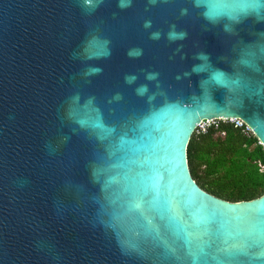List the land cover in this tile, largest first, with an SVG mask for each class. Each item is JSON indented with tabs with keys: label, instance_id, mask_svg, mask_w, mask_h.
Returning a JSON list of instances; mask_svg holds the SVG:
<instances>
[{
	"label": "water",
	"instance_id": "95a60500",
	"mask_svg": "<svg viewBox=\"0 0 264 264\" xmlns=\"http://www.w3.org/2000/svg\"><path fill=\"white\" fill-rule=\"evenodd\" d=\"M217 119L264 146V0H0V264H264V195L191 173Z\"/></svg>",
	"mask_w": 264,
	"mask_h": 264
},
{
	"label": "trees",
	"instance_id": "16d2710c",
	"mask_svg": "<svg viewBox=\"0 0 264 264\" xmlns=\"http://www.w3.org/2000/svg\"><path fill=\"white\" fill-rule=\"evenodd\" d=\"M188 159L197 183L219 198L239 202L264 195V146L233 124L195 133Z\"/></svg>",
	"mask_w": 264,
	"mask_h": 264
},
{
	"label": "built area",
	"instance_id": "2783aa9c",
	"mask_svg": "<svg viewBox=\"0 0 264 264\" xmlns=\"http://www.w3.org/2000/svg\"><path fill=\"white\" fill-rule=\"evenodd\" d=\"M230 123L233 124L236 128L242 129L244 134L247 137L255 136L254 131L241 119H217V120H206L203 121L197 128L195 133L205 134L211 128L218 129L221 124Z\"/></svg>",
	"mask_w": 264,
	"mask_h": 264
}]
</instances>
